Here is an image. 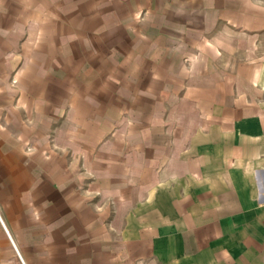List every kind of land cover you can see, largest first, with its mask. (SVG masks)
<instances>
[{
	"label": "crops",
	"instance_id": "crops-1",
	"mask_svg": "<svg viewBox=\"0 0 264 264\" xmlns=\"http://www.w3.org/2000/svg\"><path fill=\"white\" fill-rule=\"evenodd\" d=\"M57 1L0 6V264H264V46L243 74L190 80L175 26L201 0ZM211 2L231 26L260 14ZM27 19L54 26L22 48L15 89L8 56ZM53 129L80 155L44 157Z\"/></svg>",
	"mask_w": 264,
	"mask_h": 264
},
{
	"label": "rangeland",
	"instance_id": "rangeland-1",
	"mask_svg": "<svg viewBox=\"0 0 264 264\" xmlns=\"http://www.w3.org/2000/svg\"><path fill=\"white\" fill-rule=\"evenodd\" d=\"M19 1V0H18ZM60 5V0L57 1ZM172 4V1H169ZM15 0H8L7 3H2L0 6L3 11H10L13 8V12L17 4H15ZM119 4H113L108 2V8H106L105 12H109ZM157 5L160 6L161 3L157 2ZM170 5V4H168ZM223 4L221 13L223 14ZM239 8L241 6L245 8H251L259 12L258 15H253L252 19H245L243 12H238V19L236 25H230L229 21L222 17L220 14V19L218 12L212 11V2L211 0H201L198 4L197 10L202 14H192L190 15L191 19L187 23L183 22V26L176 25L178 28L179 34H185L186 37L191 41L190 44H186L182 39V41L174 44L173 53L176 55H180V60L176 65L181 66L184 70H186L190 80L191 78L202 76V74L207 71H220L222 74H227L232 72L233 70L237 71V75L243 74L244 64L246 62H256L260 59V53H262V46H264V0H242L241 4H238ZM172 13H177L179 11H190L187 10L186 7H176L174 5L170 6ZM167 10V9H166ZM162 11V10H160ZM203 11V12H202ZM147 12L145 10H140L138 13L132 16V19L137 23L146 22ZM188 16V15H184ZM59 20L58 18H56ZM158 19H155L157 21ZM47 22L49 27H53L54 25L50 24V20H43L41 26L37 29V24L32 26V19H27V22L23 26V33L21 37L16 39L11 44V50L9 52V60H11V71L8 74L7 83L12 88H17L19 85L18 78L16 77L17 73L24 69L31 61L32 56L31 52L25 51V55H23L22 48H32L39 40H44L52 37V33H45L44 29H46ZM44 28V29H43ZM13 30V29H12ZM53 31V29H50ZM16 31V30H14ZM15 34V33H14ZM187 40V39H186ZM194 80V79H193ZM238 90L240 92L245 91V86L243 82H239L237 84ZM19 107V106H18ZM3 111V110H1ZM3 117V115H2ZM124 120L122 123L130 124L132 122V117L125 115L122 116ZM24 121L30 123V120H27L26 117ZM4 127V125H1ZM14 132V131H13ZM56 133V135H55ZM45 148L41 151L42 155L48 158L52 154H62V155H80L78 153H74L73 150L68 148L65 141H63L62 132H58L56 129L52 131H48L44 136ZM16 143H18V150L23 154L31 155L36 152L37 146L35 144H31L28 141L17 140V136L15 137ZM80 156L79 158H81ZM83 163H81L82 165ZM23 172H27L26 168H23ZM86 176V182H90L94 178V174L90 172H83ZM6 178L0 179V189L3 188V182H5ZM85 189L83 190L86 194V199L90 196V185L86 184ZM3 228V227H2ZM0 230L1 227H0ZM7 237V236H6ZM10 246L12 247L15 257L18 261L21 262L17 251L14 247L11 239L7 238Z\"/></svg>",
	"mask_w": 264,
	"mask_h": 264
}]
</instances>
